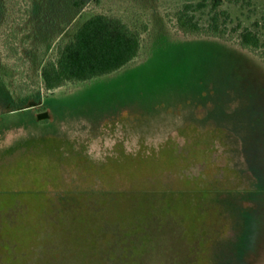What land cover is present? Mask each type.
Listing matches in <instances>:
<instances>
[{
  "label": "rangeland",
  "instance_id": "rangeland-1",
  "mask_svg": "<svg viewBox=\"0 0 264 264\" xmlns=\"http://www.w3.org/2000/svg\"><path fill=\"white\" fill-rule=\"evenodd\" d=\"M3 1L22 94L45 92L41 66L96 14L141 51L28 110L0 62V264H264V62L181 36L176 13L203 0ZM221 2L264 61V0Z\"/></svg>",
  "mask_w": 264,
  "mask_h": 264
},
{
  "label": "trees",
  "instance_id": "trees-1",
  "mask_svg": "<svg viewBox=\"0 0 264 264\" xmlns=\"http://www.w3.org/2000/svg\"><path fill=\"white\" fill-rule=\"evenodd\" d=\"M2 2L4 3L0 0V30L7 25L1 18L8 12L7 3L2 5ZM78 4L79 2H75V5ZM221 5V0L184 4L176 13V27L181 36L218 40L263 63V57L258 54L261 40L251 29L245 28L239 32L238 42H233L228 37L230 17L226 11L220 9ZM9 33L8 35H12L14 30ZM0 44V62H5L11 72L8 82L11 86L13 81L18 84L19 89H22V97H30L21 107V110H28L42 106L43 99L59 89L87 85L124 74L127 69H135L132 66L141 51V36L120 17L106 14L91 16L77 29L72 38L57 46L56 58L41 66L40 76L44 93L34 88L22 94L25 89L21 87V82L13 71L15 66L10 62V56L16 53L15 46L11 47L2 41ZM6 48L12 49L13 53L9 55ZM32 94L35 95L34 98ZM44 118H50V114H37L38 121Z\"/></svg>",
  "mask_w": 264,
  "mask_h": 264
}]
</instances>
